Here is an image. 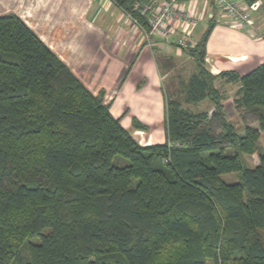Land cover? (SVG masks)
<instances>
[{
  "label": "trees",
  "instance_id": "trees-1",
  "mask_svg": "<svg viewBox=\"0 0 264 264\" xmlns=\"http://www.w3.org/2000/svg\"><path fill=\"white\" fill-rule=\"evenodd\" d=\"M114 1L149 28L134 9L148 0ZM213 29L187 50L199 73L183 102L212 99L224 131L167 98L166 141L144 146L20 16L0 15V264H264V62L219 75L258 116L238 133L205 67Z\"/></svg>",
  "mask_w": 264,
  "mask_h": 264
},
{
  "label": "crops",
  "instance_id": "crops-1",
  "mask_svg": "<svg viewBox=\"0 0 264 264\" xmlns=\"http://www.w3.org/2000/svg\"><path fill=\"white\" fill-rule=\"evenodd\" d=\"M241 1L257 6L252 12L253 25L248 28L234 24L213 0L177 4L199 17L191 32L196 44L214 26L205 67L215 76L227 120L240 112L235 101L241 84L225 82L219 75L234 71L244 76L264 62V0ZM51 3L23 0V17L15 12L0 15L20 16L92 93L104 94L105 103L125 128L134 135H144L145 145L165 142L166 99L176 97L183 102L181 86L199 73L196 59L176 46V38L184 34V24L175 26L177 34L172 41L154 37L150 45L143 28L114 0H71L67 7ZM215 41L222 45H215ZM229 85L235 87L234 95ZM183 104L193 112H209L212 122L217 121L216 106L209 97ZM135 121L147 129L133 128Z\"/></svg>",
  "mask_w": 264,
  "mask_h": 264
},
{
  "label": "built area",
  "instance_id": "built-area-1",
  "mask_svg": "<svg viewBox=\"0 0 264 264\" xmlns=\"http://www.w3.org/2000/svg\"><path fill=\"white\" fill-rule=\"evenodd\" d=\"M185 0H148L146 3H136L134 9L140 10L147 17L149 28L133 17L129 12L125 14L138 27L144 30V36L151 45L152 39L158 37L162 40L172 41L177 34L175 26L184 24V34L175 40L176 46L181 50L195 48L196 43L191 37L192 29L199 24V17L191 10H183L177 4ZM215 6L226 12L234 24L242 28L253 25L252 12L257 9L254 4H248L241 0H213ZM137 135L141 133L137 132Z\"/></svg>",
  "mask_w": 264,
  "mask_h": 264
},
{
  "label": "rangeland",
  "instance_id": "rangeland-1",
  "mask_svg": "<svg viewBox=\"0 0 264 264\" xmlns=\"http://www.w3.org/2000/svg\"><path fill=\"white\" fill-rule=\"evenodd\" d=\"M47 1L52 2L51 4L55 5L57 2H61L63 3V6L67 7V4L71 2V0H43L44 4L47 3ZM25 8L23 7V0H0V14H5V13H9V12H15L18 13L20 16L23 17V10ZM215 45H222L220 44L218 41H215ZM259 64H257L255 66L258 67ZM224 79V78H223ZM189 80H186L184 82V85L181 87H184L186 85L189 84ZM227 80L225 79V82ZM231 83V82H229ZM230 89V91H232L233 95L236 92V89L234 86H230L228 87ZM209 108V107H208ZM201 109H205V107H202ZM254 110H256L257 114L259 115H264V109L262 108H258V107H254ZM232 111V109H231ZM235 128L236 132L238 133H243L245 131L246 127H252V128H259L260 123L258 120V116L254 113H248L245 112L243 113V111L238 112L237 115L234 116V118H231V120H228ZM165 128V124L164 127ZM212 128L214 130V134L218 137L221 136V133L224 131L223 130V126L221 124V122L219 120L217 121H213L212 122ZM139 142L146 146V142L144 140H142V137L144 136L142 133L141 135H135ZM261 144L263 145V141H261ZM227 145V143L225 144ZM237 151L236 147L233 146H226V150L225 152L227 154H234ZM243 160L245 162L246 165H248L249 167H255L256 165H258L259 163V157L257 154L253 155V156H246L243 155ZM224 179L227 183H236L240 181V174L239 173H233V174H228L224 176ZM208 264H213L212 262H208Z\"/></svg>",
  "mask_w": 264,
  "mask_h": 264
}]
</instances>
